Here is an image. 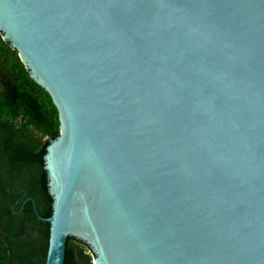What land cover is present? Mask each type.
Instances as JSON below:
<instances>
[{
    "label": "water",
    "instance_id": "95a60500",
    "mask_svg": "<svg viewBox=\"0 0 264 264\" xmlns=\"http://www.w3.org/2000/svg\"><path fill=\"white\" fill-rule=\"evenodd\" d=\"M0 32L58 113L44 264L67 236L93 264H264V0H0Z\"/></svg>",
    "mask_w": 264,
    "mask_h": 264
},
{
    "label": "trees",
    "instance_id": "16d2710c",
    "mask_svg": "<svg viewBox=\"0 0 264 264\" xmlns=\"http://www.w3.org/2000/svg\"><path fill=\"white\" fill-rule=\"evenodd\" d=\"M58 125L50 95L0 32V264H44L52 203L44 154ZM92 255L86 242L67 236L63 264H93Z\"/></svg>",
    "mask_w": 264,
    "mask_h": 264
},
{
    "label": "flooded vegetation",
    "instance_id": "af4514ba",
    "mask_svg": "<svg viewBox=\"0 0 264 264\" xmlns=\"http://www.w3.org/2000/svg\"><path fill=\"white\" fill-rule=\"evenodd\" d=\"M26 198H28V197H26ZM26 198H25V200H26Z\"/></svg>",
    "mask_w": 264,
    "mask_h": 264
},
{
    "label": "rangeland",
    "instance_id": "374dc122",
    "mask_svg": "<svg viewBox=\"0 0 264 264\" xmlns=\"http://www.w3.org/2000/svg\"><path fill=\"white\" fill-rule=\"evenodd\" d=\"M92 257H93V255H92Z\"/></svg>",
    "mask_w": 264,
    "mask_h": 264
}]
</instances>
